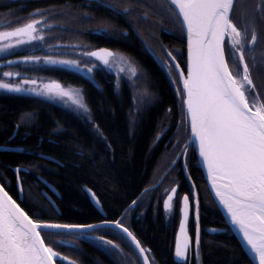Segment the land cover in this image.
<instances>
[{"label":"trees","instance_id":"trees-1","mask_svg":"<svg viewBox=\"0 0 264 264\" xmlns=\"http://www.w3.org/2000/svg\"><path fill=\"white\" fill-rule=\"evenodd\" d=\"M108 1L120 3L123 7L130 6L131 15L117 16L98 3L87 0L31 1L30 7L48 4L52 9L47 17L51 18L50 23L56 24V28L45 43L47 47L56 43L65 48L61 55L71 57L76 50L86 52L92 45H110L126 52L136 65V85L145 100L135 107L126 86L115 92L108 82L103 83L98 91L81 77L67 71H62L64 81L83 87L84 98L91 111L90 120L32 97H0V146L22 148L19 152L0 151V184L6 185V190H10L9 194L18 203L25 200V197L17 198L16 194L14 169L21 167L30 173L22 171L19 174L25 195L31 187L33 196L47 203L40 196L41 190L47 191L43 182L39 188L36 187V178H42L57 191L58 196L47 192L58 206L60 215L40 218L59 223L118 220L132 206V201L145 193L121 218V222L147 250L151 262L177 264L171 251L173 224L161 213L159 203L153 202L147 209L146 206L153 192L151 187L168 167L169 149L163 144L168 134L174 131L177 119L184 116L183 103L181 96L178 101L175 99L170 79L145 46L167 57L160 41L163 39L172 46L179 39L165 31L177 32L183 40V28L175 13L168 11L169 0ZM261 26L264 29V24ZM102 27H108L118 39L107 40L103 34L91 33ZM180 48L182 53L181 49L169 46L167 51H172L183 66V42ZM227 58L229 68L235 74L237 68L233 66L232 58ZM239 71L242 73L240 67ZM251 78L256 85L254 93H259V98L264 97V70H252ZM175 85L181 89L177 76ZM40 154L53 161L38 159ZM37 164L43 167L36 169L34 166ZM190 174L196 182L198 175L193 166ZM176 176L183 183L181 188H185L182 173L179 171ZM85 188L95 193L103 213L93 206ZM146 189L148 192H144ZM201 193L204 198L202 222L216 227L221 218L214 206L206 202L205 187L201 188ZM21 206L29 210L27 201ZM100 232L114 241L120 252L113 250L110 253L105 247L103 250V246L94 247L67 236H45V242L68 241L63 245H52L61 256L69 258L63 264H143L138 252L120 232L117 231L119 236H114L109 230ZM200 256L199 264H250L231 233L204 235Z\"/></svg>","mask_w":264,"mask_h":264},{"label":"snow or ice","instance_id":"snow-or-ice-1","mask_svg":"<svg viewBox=\"0 0 264 264\" xmlns=\"http://www.w3.org/2000/svg\"><path fill=\"white\" fill-rule=\"evenodd\" d=\"M100 6L111 10L117 16L131 15L130 6L123 7L120 3L104 4L101 0ZM233 8L234 0H169L168 11L175 13L186 33L187 74L185 75L179 62H176L172 51L165 50L167 57L174 62L166 66L179 70L183 87L177 91L182 97L184 115L190 125L192 140L198 142L199 155L207 166L215 196L227 210L232 224L238 226L243 233V239L255 254L258 264H264V97L257 99L260 94L254 93L256 85L251 78L249 63L245 61L246 50L254 57L256 46H264V31L258 33L255 27L249 28L248 24L242 28L238 27L232 19ZM258 10L264 13V6H258ZM144 15L147 16V13ZM39 23V20H32L13 31L0 32V39L26 36L27 41L43 40L42 35H34L38 32L36 25ZM98 31L104 32L106 36L112 35L104 29ZM25 42L22 39L16 40L17 45ZM11 47V43L0 45V51ZM261 54L264 55V47ZM84 55L95 57L107 68H111L116 59L108 49L90 51ZM227 57L232 58L233 66L237 68L235 74L229 68ZM39 59L25 57V62ZM44 62L77 68L80 66L77 60H56L51 57H45ZM239 65L243 66L242 74ZM97 67L99 65L95 63L91 67L85 65L88 73H93ZM119 71L123 73L124 69L120 68ZM131 73L136 76V69L132 68ZM10 75L11 73H4L6 77ZM25 83L34 85L36 81L29 80ZM0 88L13 92L32 91L37 95H49L53 91L48 88L41 92L36 88H23L2 81ZM55 95L61 98L69 97L77 109L88 112L86 104L77 95L63 90L56 91ZM184 151H187V147ZM38 159L47 157L40 154ZM34 167L39 169L43 165L37 164ZM14 171L18 182L22 171L30 174L21 167ZM36 179V187L39 188L42 178ZM9 191L6 190L5 184H0V264H63L67 261L69 258L61 256L52 245H63L68 241L60 239L46 243L45 236H67L73 241L98 240L110 253L113 249H118L119 246L112 240H107L103 235H94L101 230H120L125 233L135 243L139 255L143 257V264H149L146 250L121 220L103 219L99 223H59L43 220L40 217L60 215L55 201L43 190L40 191V196H43L47 203L34 197L31 187L26 196L25 188L20 183L17 198L25 197V200L18 203ZM85 191L99 205L95 193L91 189ZM171 192L175 194L176 188H172ZM172 200L173 196L169 195L164 201L165 209L172 207ZM25 201L29 207L28 211L21 206ZM136 204L137 201L133 200L132 206ZM182 211L187 218L188 195L183 197ZM29 212H32V215ZM195 220L194 254L198 259L201 245L198 198ZM208 231L215 232L216 229ZM181 233L184 234L183 243L178 238L175 256L189 264L190 239L185 233L183 221ZM152 264H155L154 260Z\"/></svg>","mask_w":264,"mask_h":264},{"label":"flooded vegetation","instance_id":"flooded-vegetation-1","mask_svg":"<svg viewBox=\"0 0 264 264\" xmlns=\"http://www.w3.org/2000/svg\"><path fill=\"white\" fill-rule=\"evenodd\" d=\"M31 1H41V0H0V32H10L13 31L16 27H21L26 23L31 22L32 20H39L40 23L36 25L38 32L34 33V35H42L44 37L43 40H35L32 43H29L27 41L26 36H20V37H7L4 39H0V42L8 41L12 43V47L8 48L7 51H4L2 54H0V81L4 83H12L15 85H19L22 82L24 83L27 80H36V81H44L48 86L52 88H57V85L59 88H61L62 85H68L69 83H66L63 79L61 68L55 67V66H47L44 63V58L47 56L48 53H51L53 55L58 54L57 47H59V44H54L52 46H46L45 40L52 34V31L54 28H56V24L50 23L51 18L47 17L49 12L52 10L51 8H48V4H38L36 6L30 7ZM90 3H98L101 5V0H87ZM104 4H110L108 0H103ZM258 6H264V0H235L234 8L232 12V19L233 22L237 24L238 27H243L245 24L249 25V28L255 27L257 32L260 33L264 31L261 24H264V13L258 10ZM105 8V7H104ZM107 25V24H106ZM105 25V26H106ZM108 26V25H107ZM101 29L106 30L108 33H111L112 35L106 36L104 32L102 31H92L93 34H103V36L108 40L114 39L117 40L115 34L113 31L109 30L108 27H102ZM167 35L177 37L179 39V42H176L175 45L166 43L163 39L160 41V45L165 47V50H167L168 46L171 49H181L180 45L181 42L184 43V49H185V42L184 39L182 40L177 32L174 31H165ZM125 35V34H124ZM17 39H22L26 41L25 43L16 44ZM250 39V36H249ZM227 42V40H226ZM31 44V45H30ZM175 47V48H174ZM261 45L256 46V52L255 56L249 55L247 50L245 51V61L249 63V67L252 70L261 69L264 70V55L261 54L262 52ZM46 49H49L48 52ZM99 49H108L114 54V57L116 58L115 61L112 63L111 68H107L103 66L102 62L98 61L95 57H89V63L86 65L88 67H91L93 63L98 64L99 67L94 69L93 73H88L86 70V76H84L81 73L76 72H70L67 71L75 76L81 77L88 85L91 87L97 89L98 91L101 90L103 83L110 82L112 84L113 90L115 92L120 91L124 86H126L128 89V85L125 83V81L117 80L116 76V69L115 67H118L119 64L116 62L119 57L127 58L129 61L132 62V64L135 66V63L132 61V57H130L126 52L120 51V49L110 46V45H92L90 46L88 52L90 51H98ZM145 49L152 55V58L154 59L155 63L161 68L162 71H165L168 78L170 79V86L172 89V92L174 96H176V100L178 101L180 99L179 93H178V86L175 85V82L170 74V69L166 65L169 63H174L170 60L169 57H164V55H159L156 53V50H153L149 48L148 46H145ZM183 52V49H181V53ZM164 54H166V51H164ZM185 56V52H184ZM25 57H39V61L35 60H29L25 62ZM112 58H110V61ZM255 61V63H253ZM176 62H179L181 69L184 70L186 68V62L184 61V65H181L180 60L176 58ZM238 62V61H237ZM118 65V66H117ZM240 69L242 70L243 66L239 65ZM175 69V68H174ZM176 70V76L179 81L177 69ZM137 71V68H136ZM11 73L10 76H4V73ZM169 74V75H168ZM242 74V73H241ZM50 78L48 81L47 79ZM52 80H55L57 82H52ZM118 81V83H116ZM75 87L82 90L83 93V87L80 85H74ZM5 91V90H4ZM3 90H0V97H18V98H35L39 101H45L43 99H40L38 97L19 94V93H12V91L4 92ZM131 95V94H130ZM51 103V102H49ZM84 103L86 104L85 98ZM53 104V103H51ZM56 105V104H54ZM59 106V105H57ZM87 106V104H86ZM60 107V106H59ZM88 108V107H87ZM184 110V108H183ZM73 113V112H71ZM75 114V113H74ZM76 115V114H75ZM80 116L85 119H89L91 117V111L88 108L87 117ZM185 116V115H184ZM179 117L177 119V123L175 126L174 131L172 133H169L167 138L164 141V146L168 147L169 153H168V167H166V170L162 173L160 178L157 180L156 184L160 181V183L153 189H149L152 193H150L149 196V202L146 206V209L149 207L150 204L153 202L159 203L161 206V213L164 215V217L167 220H170L173 224V230H174V238H173V244H172V257L175 263L177 264H185L184 260L177 258L175 256V247L177 243V238L180 235H183L180 231L181 228V222L184 221V229L185 233L189 236L190 239V251H189V264H199L201 256H200V248H199V258L197 259L195 253V217H196V199L199 200V227L201 232V241L204 235H213V234H219V233H231L230 229L228 228L223 216L221 215L220 211L218 210L215 202L212 199V196L207 188V185L205 183V180L203 178L202 172L199 168V164L194 152V148L192 143H189L190 141V135H189V128L186 117ZM181 130V131H180ZM165 132V129L162 131V133ZM180 132V134L178 133ZM161 134L158 135V140L161 137ZM10 140V139H9ZM7 147H10L6 145ZM187 147V151L185 152L184 149ZM20 148L21 147H15ZM193 166L196 170V173L198 175L197 181L192 178L190 174V168ZM179 171L182 173V178L185 183V188H181L182 181L181 179L176 176ZM25 172V171H24ZM155 184V185H156ZM153 187V186H152ZM205 187L206 190V202L214 206L216 211L218 212L221 223L216 226H207L202 222L201 214H202V202H203V196L201 193V188ZM172 188H176V193L173 194L171 192ZM45 189L49 191L52 195L58 196V194H54L46 185ZM86 189V188H85ZM167 190V191H166ZM16 191L18 192L17 187V177H16ZM46 190H43L44 193H46L50 198V194ZM148 192V191H147ZM87 193V192H86ZM17 194V193H16ZM145 194V193H144ZM143 194V195H144ZM88 195V193H87ZM169 195L173 196V200L170 202L172 207L169 209L164 208V201L167 200V197ZM185 195L189 196V215L187 218H185L184 213L182 211L183 209V197ZM142 197V196H141ZM138 197L136 201L141 198ZM20 198V197H19ZM88 198L90 199L89 195ZM52 199V198H51ZM91 201V199H90ZM92 203V201H91ZM93 204V203H92ZM93 206L101 211V209H98L94 204ZM130 206L127 208V211L130 209H133ZM127 211H124L121 215V217L118 220H121L122 217L126 214ZM130 216V215H129ZM131 217V216H130ZM99 223V222H96ZM209 229H216L215 232H209ZM112 232L114 236H119L117 233V230H109ZM119 232V231H118ZM232 234V233H231ZM96 236L102 235V233L96 232L94 233ZM233 235V234H232ZM104 236V235H103ZM234 236V235H233ZM106 238V237H105ZM107 240H110L109 238H106ZM83 240V239H81ZM92 246L101 247L103 250L107 247L102 245L100 241L98 240H83ZM237 241V240H236ZM114 242V241H113ZM115 245H117L114 242ZM141 245V244H140ZM105 247V248H104ZM142 247V246H141ZM242 249V248H241ZM117 252H120V249H113ZM146 250V249H145ZM147 254V250L145 252ZM140 256V255H139ZM141 258V257H140ZM142 260V259H141ZM249 260V259H248ZM250 262V261H249ZM143 263V262H142ZM149 264H152V262L149 260ZM251 264V262H250Z\"/></svg>","mask_w":264,"mask_h":264},{"label":"rangeland","instance_id":"rangeland-1","mask_svg":"<svg viewBox=\"0 0 264 264\" xmlns=\"http://www.w3.org/2000/svg\"><path fill=\"white\" fill-rule=\"evenodd\" d=\"M226 40H227V38H226ZM34 41L35 40L29 41V43H32ZM9 43H11V42L3 41V42H0V45L9 44ZM7 49H5L4 51H7ZM62 49H65V48L59 46V47H57L58 54L53 55L51 53H48L46 57H51V58L56 59V60H77L80 62L79 68L72 66V65H65V64L52 65V64H47L45 62L44 63L47 66H55V67L61 68V69L66 70V71L76 72V73L78 72V73H81L84 76H86L85 65L87 63H89V57L84 55V54L87 53L88 51L84 52V51L76 50L75 51L76 54L69 57V56L61 55ZM48 50L49 49H46L47 52H48ZM4 51H0V54H2ZM116 62L119 64V66L117 65L118 67H115L116 72H117L116 73L117 80H120V78H121V80L125 81V83L128 85L129 90H130L132 102L135 105V107L136 106L138 107V104L141 103L144 99L143 98L144 94L141 92L140 88H138V86L136 85L137 71H136V76H132V73H131V69L135 68V66L132 64L131 61H129L127 58H123V57H119ZM120 68L124 69L123 73H121L119 71ZM169 71H170V74L172 76L171 79H173L175 82L176 70L174 69V67H172ZM177 73H178V77H179V71L178 70H177ZM49 79L50 78H48L47 81ZM27 81H29V80H27ZM25 82L24 83L22 82L19 85L23 88H29V89L30 88H36L38 91H41V92L47 90L48 88H52V87L48 86L44 81H36V83L34 85L28 84ZM52 82H57V81L52 80ZM116 83H118V81ZM179 85L182 88L180 78H179ZM52 89H53V91L49 95H37L35 92H32V91H21V92H13L12 91V93H19V94L38 97V98L43 99L45 101L59 105L60 107L66 109L70 112H73L76 115H81V116L87 117V112L85 113L82 110L77 109V107L72 103V101L69 97L61 98V97L55 95L56 91H60V90L68 91V92H71V93L77 95L78 98H81L84 101V94L82 93V90L75 87L74 84H71V83H69L68 85H62L61 88H52ZM0 90H3V91L5 90L4 92H9V90L2 89V88H0ZM257 99H260L259 96L257 97ZM249 100L251 102L250 97H249Z\"/></svg>","mask_w":264,"mask_h":264},{"label":"water","instance_id":"water-1","mask_svg":"<svg viewBox=\"0 0 264 264\" xmlns=\"http://www.w3.org/2000/svg\"><path fill=\"white\" fill-rule=\"evenodd\" d=\"M234 3H235V0H234ZM182 19V18H180ZM183 28V27H182ZM183 32H184V42H185V49H184V52H185V62H186V68H185V75L187 74V38H186V33H185V30L183 29ZM181 81V80H180ZM181 86L183 87L182 85V81H181ZM184 106V105H183ZM187 119V118H186ZM187 123H188V120H187ZM188 128H189V135H190V140H192V137H191V131H190V125L188 123ZM192 145H193V148H194V152H195V155H196V158H197V161H198V164H199V168L202 172V175H203V178L205 180V183L207 185V188L212 196V199L213 201L215 202L218 210L220 211L221 215L223 216L228 228L230 229L231 233L234 235L235 239L237 240L238 244L240 245V247L242 248L243 252L245 253V255L247 256V258L249 259V261L251 262V264H258V261L255 259V254L251 251L250 249V246L247 245L246 241L243 239V233L239 230L238 226L232 224L231 222V218L230 216L228 215L227 213V210L219 203V199L215 196V191L212 189V181L210 180L209 176H208V170H207V166L206 164L203 162V159L200 157L199 155V146H198V142L192 140ZM0 151H13V152H19L20 151V148H13V147H7V146H0ZM47 157V156H46ZM46 160H50V161H53V159L47 157ZM43 184L46 185L54 194H57V191L54 189V187H52L49 183H47L45 180H42ZM18 182L17 181V187H18ZM160 183V181L154 185L153 187H151V189L155 188L158 184ZM148 189L144 190L147 191ZM46 194V193H45ZM143 194V193H142ZM141 194V196H142ZM47 195V194H46ZM89 195V194H88ZM48 196V195H47ZM140 196V197H141ZM49 197V196H48ZM90 197V195H89ZM22 197H20L21 199ZM91 199V197H90ZM92 203L98 208V209H101L99 205H97L95 203L94 200H92ZM184 222V221H183ZM119 231L129 242L130 244L135 248V250L138 252L139 254V250L136 248L135 246V243L131 240V238L127 237V235L125 233H123L122 231L120 230H117ZM180 231H181V228H180ZM179 240L181 243H183V239H184V236L183 235H180L179 237ZM177 238V240H178ZM141 259H142V262H143V257L140 256Z\"/></svg>","mask_w":264,"mask_h":264}]
</instances>
